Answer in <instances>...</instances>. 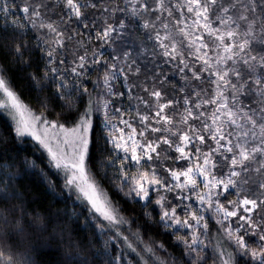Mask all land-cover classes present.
I'll use <instances>...</instances> for the list:
<instances>
[{"label": "snow or ice", "instance_id": "1", "mask_svg": "<svg viewBox=\"0 0 264 264\" xmlns=\"http://www.w3.org/2000/svg\"><path fill=\"white\" fill-rule=\"evenodd\" d=\"M57 8L62 11L59 21L49 15ZM88 9L98 10L104 17L100 27V17L95 13L86 16ZM20 11L33 29L46 30L52 39L38 37L44 45L40 47L42 70L28 71L32 60L27 44L17 43L9 49L18 69L27 71L41 93L46 85L53 86L55 98L66 100L63 108L75 112L76 117L65 123L50 120L43 112L34 113L13 90L10 70L2 59L0 109L14 122L16 138H31L46 152L49 165L63 171L65 187L72 188L77 199L86 203L88 212L100 221L98 226L103 228L107 222L127 249L148 264L129 242L131 236L143 243L140 225L136 232L129 229V235L121 230L136 218L124 213L120 201L109 197L92 172L95 127L106 132L102 139L111 145L108 166L115 168L110 179L115 191L130 203L143 201L145 209L152 203L150 193L157 194L154 203L159 220H153L151 212H144L145 219L164 230H174L176 244L183 246L188 264H206V213L216 219L223 233L212 249L213 264H236L224 240L234 245L239 256L264 264V243L252 247L245 239L258 236L264 242V0H24ZM10 14V0H0V17ZM117 14L123 18L117 21ZM73 19L88 31L74 30L65 37L60 25ZM10 23L15 25L16 21ZM8 24L0 25V32L16 33ZM130 27L143 30L151 42L150 47L143 45L151 56V89L146 81L130 80L142 72L138 59L144 51L133 55L127 48L118 51L113 47L123 41ZM77 35L85 38L76 41L83 54L73 52L68 61L59 52L57 59L58 50L66 47L65 38L72 41ZM94 39L101 42L99 48L89 47ZM105 46L112 50L110 57L103 50ZM165 66L183 81L172 94L156 87L157 81L163 85L168 80ZM93 71L100 75L90 91L84 81ZM117 83L125 91L117 90ZM125 96L136 103L114 105V100ZM77 101L83 102L82 109ZM41 107L48 110L47 99L41 101ZM176 116L179 120L174 123ZM171 152L177 155L169 157ZM162 154L164 159L187 164L179 169L164 168ZM248 184L252 187H245ZM230 190H235L236 199H227L226 193L233 194ZM169 193L174 194L172 199ZM193 200L195 206L190 203ZM241 208L244 214H239ZM183 230L187 232L181 235ZM157 247L167 251L163 243ZM143 251L155 257L156 264H166L151 245H145ZM121 260L122 256H113L105 264H120ZM79 264L100 262L85 259Z\"/></svg>", "mask_w": 264, "mask_h": 264}, {"label": "trees", "instance_id": "2", "mask_svg": "<svg viewBox=\"0 0 264 264\" xmlns=\"http://www.w3.org/2000/svg\"><path fill=\"white\" fill-rule=\"evenodd\" d=\"M31 1V0H30ZM24 6V0H10L12 14L7 17H0V25L6 21L9 22V28L15 27L16 33L0 32V59L4 66L9 68V78L13 90L19 95L22 102L36 113H44L50 120H61L68 123L75 119L76 113L69 112L63 108L67 102L56 99L54 96V87L46 85L44 92H39L33 86V82L28 78L27 71L22 72L18 69L14 52L15 44H27L31 50L32 68L28 71H34L37 68L42 70L43 54L40 51L41 45L38 37L45 35V38L51 40L52 37L46 34V30L39 33L33 29L25 15L20 11ZM95 13L100 17L97 27L104 17L98 10L88 9L87 15ZM62 11L57 8L54 13H50L51 19L60 20ZM123 18L117 14V21ZM15 20L16 24L10 22ZM65 31V37L73 34L74 30L87 32L82 25H78L73 19L60 25ZM95 29L92 30L94 35ZM85 39L82 36H74L72 41L65 38L66 47L58 50L57 59L60 58L59 52H63L66 59H73V52L83 54V49L79 48L76 41ZM99 40H93L89 47H100ZM150 41L146 40V34L138 27H130L123 41H117L113 45L118 51L124 48L133 51L135 55L139 51H144V55L138 59L141 64L142 72L139 76H130L138 82H147L149 89L152 87V80L149 78L151 73L148 71L152 67L149 62L151 59L143 45ZM109 57L112 50L105 46L103 49ZM27 58V57H26ZM168 71V80L161 85L158 81L156 87L162 93L172 94L178 89L183 81L178 74H175L171 68L165 66ZM100 75L97 72H90L89 78L84 81V85L91 91L93 81ZM140 80V81H139ZM117 90L125 91L119 87ZM145 99H150L148 93L142 89L136 90ZM177 95H182L176 93ZM75 99V97H73ZM171 98V96L169 97ZM48 100V110L41 107L42 100ZM135 104V101L129 102L125 96L116 104ZM77 107L82 109L83 102L77 101ZM141 109L143 107L141 106ZM134 112L132 113V115ZM136 124V123H135ZM0 264H79L87 259L91 262L93 259L105 264L113 256H122L120 264H143L140 256L127 249L122 238H117L115 230L110 229L107 222L101 228L93 214L89 213L87 206L75 199L72 193L65 187L64 176L60 170H55L49 165L47 155L42 151L39 145L31 138H16L14 136V126L11 119L0 110ZM137 125V124H136ZM106 132H101L99 127H95L93 140L96 148L91 149L92 172L99 184L106 190L111 199L119 200L123 206L126 215L134 216L135 222L132 225L122 227L123 235H129V229L132 232L139 228V238L143 243L129 236V242L137 248L148 264H156L155 257L143 251L145 245H151L156 249V255L166 261V264H188V257L184 255L183 246H177L174 230H164L157 224L150 223L145 219L144 212H151L155 221L159 220V209L155 205V194H150L152 203L148 207L142 208L143 201L130 203L124 199L121 193L113 188L110 179L115 172V168L108 164L112 159L111 145L106 144L102 137ZM163 147V146H161ZM99 149V151L97 150ZM159 151V149H158ZM119 162L116 161L118 167ZM130 166V162H129ZM133 171V168H131ZM107 177V178H106ZM209 236L205 239L208 248L205 252L206 264H213L212 249L216 245L212 232L218 229L213 221L207 220ZM181 234V232H180ZM203 238V237H202ZM246 241L252 247L258 243L252 236H246ZM163 243L167 251L159 249L158 244ZM224 246L233 252L236 258V264H253L249 257H241L236 254L233 246L227 242Z\"/></svg>", "mask_w": 264, "mask_h": 264}, {"label": "rangeland", "instance_id": "3", "mask_svg": "<svg viewBox=\"0 0 264 264\" xmlns=\"http://www.w3.org/2000/svg\"><path fill=\"white\" fill-rule=\"evenodd\" d=\"M29 2H31L30 0H29ZM38 31V30H37ZM39 33L41 32V30L40 31H38ZM42 33V32H41ZM150 44H151V42H150ZM131 80H134V79H131ZM140 81V80H139ZM141 83V82H140ZM210 87V86H209ZM117 101H120V100H114L113 101V103H114V105H116V106H119V104H116L117 103ZM27 106V105H26ZM28 107V106H27ZM29 108V107H28ZM31 109V108H30ZM3 113H5L10 119H11V117L4 111V110H2V109H0ZM32 110V109H31ZM123 110V109H122ZM33 111V110H32ZM141 111H143V109H141ZM34 112V111H33ZM34 113H36V112H34ZM37 114H39V113H37ZM132 117L134 118L135 117V112H134V114L132 115ZM125 118L126 119H128L129 117L128 116H125ZM173 120H174V123L175 122H178V120H179V117L178 116H176V117H173ZM13 123V126H14V122H12ZM134 127H137V130L139 131V128H140V126L137 124H135V122H134V125H133ZM158 135V134H157ZM149 136H151V133H149ZM163 146V145H162ZM40 147V146H39ZM163 147H165V146H163ZM41 148V147H40ZM42 149V148H41ZM205 150H207V148H205ZM42 151L46 154V152L42 149ZM175 155H177L175 152H171V153H169L168 154V156L169 157H174ZM162 160H163V167L164 168H169V169H171V168H176V169H179L182 165H186L187 164V161H180L179 163H176V162H174L173 161V159H171V158H168V159H164V154H162ZM158 163V162H157ZM130 166H131V162H130ZM133 168V171L135 172V168L134 167H132ZM143 170H148L147 168H145V169H143ZM225 171H226V169H224ZM61 171V170H60ZM62 172V171H61ZM219 174V173H218ZM62 175L64 176V173L62 172ZM161 175H167V173L166 172H163V171H161ZM245 187H252V185L251 184H248V185H245ZM69 189H68V191L70 192V193H72L73 194V196L75 197V199L77 200V201H79L80 203H82V204H85L86 205V203L85 202H82L81 200H78L77 199V194L75 193V191L72 189V188H70V187H68ZM230 191H232L233 192V194L232 195H228L227 193L225 194L226 196H227V199L228 200H233V199H236V196L234 195V191L235 190H230ZM151 194V193H150ZM155 194V193H154ZM157 194H155V196H156ZM173 195L174 194H172V193H169L168 194V196H169V199H172L173 198ZM241 195L243 196L244 195V193H241ZM176 201H174L173 200V203H175ZM221 202L222 203H225L226 204V206H228L229 207V209L231 210V206L230 205H227V203H226V201L224 200V197H221ZM190 203H192L193 204V206H195V201L193 200V201H190ZM87 206V205H86ZM88 207V206H87ZM178 213H180L181 215H182V212H181V210L180 209H178ZM239 214H244L243 213V209L241 208V209H239ZM253 215L255 216V213H253ZM205 219L206 220H211V221H213L216 225H217V227H218V229H216V231H214L213 230V232H212V235H213V237H215V238H213L214 240H215V242L217 243V240L218 239H223V233H222V231L220 230V225H218L217 223H216V219L214 218V217H212L211 216V214L210 213H206L205 214ZM236 219H238V217H236V218H233V224H235V220ZM185 232H187V230H183V231H181V235H184L185 234ZM253 237V239L254 240H256V242L258 243V244H260V243H264V242H260L259 240H258V236H252ZM223 243H226L227 244V241L226 240H224L223 241ZM230 245H228V247H229ZM233 246V248H234V250H235V252H236V249H235V247H234V245H232ZM227 247V248H228ZM229 249V248H228ZM230 250V249H229ZM231 251V250H230Z\"/></svg>", "mask_w": 264, "mask_h": 264}]
</instances>
